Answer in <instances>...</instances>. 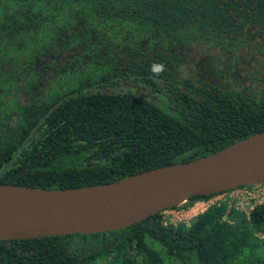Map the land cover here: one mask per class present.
Instances as JSON below:
<instances>
[{"label": "trees", "instance_id": "16d2710c", "mask_svg": "<svg viewBox=\"0 0 264 264\" xmlns=\"http://www.w3.org/2000/svg\"><path fill=\"white\" fill-rule=\"evenodd\" d=\"M261 130L264 0H0V183H107ZM260 185L246 214L0 240V264H264Z\"/></svg>", "mask_w": 264, "mask_h": 264}, {"label": "water", "instance_id": "95a60500", "mask_svg": "<svg viewBox=\"0 0 264 264\" xmlns=\"http://www.w3.org/2000/svg\"><path fill=\"white\" fill-rule=\"evenodd\" d=\"M264 183V130L199 158L95 185L47 189L0 183V240L126 227L193 195Z\"/></svg>", "mask_w": 264, "mask_h": 264}, {"label": "rangeland", "instance_id": "374dc122", "mask_svg": "<svg viewBox=\"0 0 264 264\" xmlns=\"http://www.w3.org/2000/svg\"><path fill=\"white\" fill-rule=\"evenodd\" d=\"M263 187L261 185H258L256 188H250L246 187L241 189L232 190L229 193H222L219 195H216L207 201H203L202 203L199 202L197 204H192L189 208L183 209H173L172 211L168 210H162L161 215L163 219H167L168 221L172 223H176L177 221H183L185 223L188 222V220L193 217L195 214L202 211L207 204L218 201V200H228V202L232 201L234 206L238 208L239 210H242L245 214L248 212V210L252 207L253 204L258 203L260 200V190ZM253 189L248 197H244V192L249 191Z\"/></svg>", "mask_w": 264, "mask_h": 264}, {"label": "clouds", "instance_id": "9594fccd", "mask_svg": "<svg viewBox=\"0 0 264 264\" xmlns=\"http://www.w3.org/2000/svg\"><path fill=\"white\" fill-rule=\"evenodd\" d=\"M165 70V67L162 63L153 62L150 65V71L155 75H160Z\"/></svg>", "mask_w": 264, "mask_h": 264}, {"label": "built area", "instance_id": "2783aa9c", "mask_svg": "<svg viewBox=\"0 0 264 264\" xmlns=\"http://www.w3.org/2000/svg\"><path fill=\"white\" fill-rule=\"evenodd\" d=\"M258 185H260V184H252L251 186H250V188H256V187H258ZM241 188H246L245 186H243V187H240V188H236V189H241ZM236 189H233V190H236ZM253 189H251V190H249V191H245L244 192V197H248V195L250 194V192L252 191ZM230 191H232V190H230ZM229 191V192H230ZM228 192V193H229ZM224 194V193H223ZM262 194H263V188L260 190V200L258 201V203L261 201V199H262ZM207 201V200H206ZM203 201H201V203H202ZM215 202V201H214ZM211 203H213V202H211ZM210 204V203H209ZM208 205V204H207ZM164 210H168V211H172L173 209H164Z\"/></svg>", "mask_w": 264, "mask_h": 264}, {"label": "crops", "instance_id": "0c3cea01", "mask_svg": "<svg viewBox=\"0 0 264 264\" xmlns=\"http://www.w3.org/2000/svg\"><path fill=\"white\" fill-rule=\"evenodd\" d=\"M199 202H201V201H196V202H194L193 204H197V203H199Z\"/></svg>", "mask_w": 264, "mask_h": 264}]
</instances>
